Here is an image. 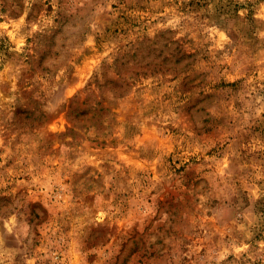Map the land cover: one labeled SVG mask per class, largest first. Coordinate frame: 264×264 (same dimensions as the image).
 Instances as JSON below:
<instances>
[{
	"label": "rangeland",
	"instance_id": "rangeland-1",
	"mask_svg": "<svg viewBox=\"0 0 264 264\" xmlns=\"http://www.w3.org/2000/svg\"><path fill=\"white\" fill-rule=\"evenodd\" d=\"M0 264H264V0H0Z\"/></svg>",
	"mask_w": 264,
	"mask_h": 264
}]
</instances>
